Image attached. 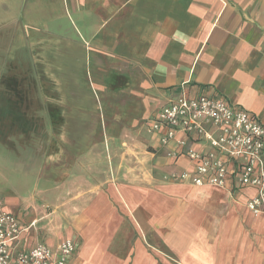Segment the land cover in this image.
<instances>
[{"label": "crops", "instance_id": "0c3cea01", "mask_svg": "<svg viewBox=\"0 0 264 264\" xmlns=\"http://www.w3.org/2000/svg\"><path fill=\"white\" fill-rule=\"evenodd\" d=\"M0 6L16 11L0 137L25 138L13 151L29 153L27 166L11 156L0 173V210L37 221L17 251L69 239L67 264H264V216L247 209L256 191L178 182L206 144L179 135L164 146L147 126L202 93L264 125V0Z\"/></svg>", "mask_w": 264, "mask_h": 264}, {"label": "built area", "instance_id": "2783aa9c", "mask_svg": "<svg viewBox=\"0 0 264 264\" xmlns=\"http://www.w3.org/2000/svg\"><path fill=\"white\" fill-rule=\"evenodd\" d=\"M147 126L150 133L161 135L164 146L179 135L206 144L204 153L189 152L194 169L175 180L197 187L227 188L232 183L255 190L247 209L255 217L264 216V125L254 116L202 93L170 102L148 120ZM36 224L22 225L13 214L0 210V264H67L75 252V244L69 239L54 252L41 241L28 251L15 249Z\"/></svg>", "mask_w": 264, "mask_h": 264}, {"label": "rangeland", "instance_id": "374dc122", "mask_svg": "<svg viewBox=\"0 0 264 264\" xmlns=\"http://www.w3.org/2000/svg\"><path fill=\"white\" fill-rule=\"evenodd\" d=\"M6 17L7 15L5 14V12H3L2 7L0 6V95L2 93H14L13 90L11 91L9 87L3 88V86H5L4 84L9 83V81L12 82L13 80L12 78H10L8 81L6 73L3 72V69L6 68L3 65V62L6 61V63H12L15 59L13 54L9 57L7 55H8V51L11 50L9 48V45L11 43L10 40L12 39V34L16 28V24L14 23L15 25H13V22L16 21V11L11 10V15H9L7 18ZM20 28H22L25 31V26L23 23L20 26ZM7 48L9 49L7 50ZM22 139L20 138V136L9 137V138L0 137V173L3 174L4 177L6 176L8 171L11 170L10 166H8L10 162L9 160H11V156H17V157L21 156L22 158L24 156L23 161L21 163H24V165L27 166V163L29 161L28 159L29 153L14 152L13 150H15L16 148L12 146L15 143L21 148V145L26 144L25 138ZM36 139H37V143H42L43 141L42 138H36ZM36 157H38L36 159L37 161H39L40 153H37ZM6 179L9 183L11 182L14 183V181H16L13 180L11 176H8V178ZM5 188L7 189L8 187L5 186ZM23 189H27V186H24Z\"/></svg>", "mask_w": 264, "mask_h": 264}]
</instances>
